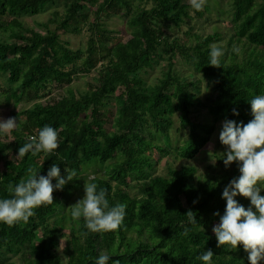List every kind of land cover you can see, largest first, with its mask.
<instances>
[{
    "label": "trees",
    "instance_id": "trees-1",
    "mask_svg": "<svg viewBox=\"0 0 264 264\" xmlns=\"http://www.w3.org/2000/svg\"><path fill=\"white\" fill-rule=\"evenodd\" d=\"M60 4L64 12L56 10L39 29L26 24L24 17ZM230 4L232 33L226 47L218 46L223 55L216 68L210 51L221 35L194 33L192 13L203 14L190 0H0V75L7 77L0 106L12 102L18 123L0 133V199L12 198L8 185L26 179L28 168L44 177L54 164L62 177L65 168L75 172L27 223H0V264H95L101 254L110 257L108 264H204L199 257L208 250L211 264H250L242 245L235 251L218 247L213 231L226 211L223 191L240 176L237 163L223 162L227 148L199 182L205 199L195 208L184 201L192 189L190 168L176 166L194 159L226 120L239 126L254 119L250 101L264 95V0ZM113 17L127 21L126 37L110 31L106 19ZM184 27L190 30L183 37L168 34ZM82 35L86 43L77 50L64 38ZM177 58L195 69L192 81L178 71ZM160 64L162 75L151 85L142 73ZM201 72L211 94L206 103L199 99ZM88 75L97 78L86 90L71 88L76 77ZM199 104L208 112L205 121L196 118ZM175 115L189 129L177 147L170 142ZM45 126L57 130L58 148L17 159L19 148ZM161 162L168 176L158 174ZM84 165L105 168L108 176H82ZM82 177L106 189L110 207L125 205L115 232L92 233L83 218L72 219L69 205ZM235 199L252 207L242 196Z\"/></svg>",
    "mask_w": 264,
    "mask_h": 264
},
{
    "label": "clouds",
    "instance_id": "clouds-1",
    "mask_svg": "<svg viewBox=\"0 0 264 264\" xmlns=\"http://www.w3.org/2000/svg\"><path fill=\"white\" fill-rule=\"evenodd\" d=\"M203 3L204 0H190L191 6L197 11L202 10ZM222 55V49L211 46L210 65L219 68ZM250 104L254 119L239 126L235 121L226 120L220 132V141L227 148L223 162L226 167L237 163L240 176L233 179L223 191L226 211L213 231L218 247L227 246L228 250L235 251L242 245L250 264H261L264 261V196L261 195V186H264V95L255 96ZM233 111L235 115L239 114L235 109ZM17 127L16 118L0 121V133H11ZM29 140L19 148L17 159H23L29 152L33 156L41 152L49 155L59 146L58 132L51 126H45L39 131L38 137H30ZM27 172V178L14 188L8 185L12 198L0 199V223L9 227L21 221L27 223L36 209L52 204L54 191L62 190L75 176L74 171L65 168L67 176L62 177L60 167L55 164L47 177L40 176L33 168H28ZM53 179L57 181L55 187ZM85 193L82 200L70 207L72 219L76 221L83 218L85 227L92 233L118 230L125 217V205L110 207L106 189H98L94 182L85 184ZM237 196L250 200L252 207L246 210L237 203ZM187 217L192 223L197 220L191 210ZM212 258L211 250L199 257L204 264H211ZM109 259L108 255L101 254L95 264H108Z\"/></svg>",
    "mask_w": 264,
    "mask_h": 264
},
{
    "label": "rangeland",
    "instance_id": "rangeland-1",
    "mask_svg": "<svg viewBox=\"0 0 264 264\" xmlns=\"http://www.w3.org/2000/svg\"><path fill=\"white\" fill-rule=\"evenodd\" d=\"M64 12L63 5L60 4L55 9H49L45 13H41L39 16H30L24 17L26 18V24L33 29H39L38 23L47 21L51 18L52 14L55 11ZM202 16L196 15V13H192L194 16L193 20L190 22V26L193 27L194 33L207 35V34H215L218 32L221 35V41L214 44L215 46L222 45L223 47L227 46L228 39L232 33V6L230 4V0H204L202 7ZM11 17H6V20L9 21ZM107 25L110 27V31L115 32L118 36L126 37L130 32V27L126 20L120 17H113L110 19H106ZM190 30V27H184L183 30H168V34L172 38L183 37ZM65 40H69L70 43L74 46V49L77 50L79 47L84 46L86 43V35H82L80 37L72 38L69 36L64 37ZM183 42H187V40L183 39ZM30 60V59H29ZM178 61V71L182 76L192 81L195 77L194 71L195 69L191 68L184 61H181L177 58ZM163 72V64L157 65L153 70H149L148 72H143V76L149 82V84L153 85L156 83L158 78L161 77ZM199 84L202 88L201 94H199V99L201 102L206 103L208 98L211 96L210 90L208 88V81L204 76V73L201 72L198 74ZM94 78H97V75H88V76H78L75 78L74 84L71 88L74 91L78 90H86L88 85L92 83ZM7 81V77L0 75V84L5 85ZM6 87V85H5ZM246 96V94H243ZM6 100L4 97L0 96L1 102ZM7 104V103H6ZM8 106V104H7ZM13 107V103L11 102L8 107L6 105L0 106L1 112V120L7 121L9 118H15V114H11L10 109ZM195 115L199 121H205L209 117L206 108L203 105H198L195 108ZM175 125L172 131L170 132V142L174 147L181 145L184 140L188 139L189 129L183 128L179 121V116H174ZM220 131L217 130L212 139L206 146L203 147L202 151L194 158L188 159L176 164L177 167L181 168L182 166H186L190 168L189 175L193 177L192 189L189 192L187 198H184L185 204L192 206L195 208L199 205L204 199L205 194L198 186L199 182L202 181V178L205 174L213 172L217 166V159L215 157L216 153L222 154L226 148L220 141ZM166 157L164 156V161ZM158 174L168 176V170L165 166L164 162L158 164ZM217 171V170H216ZM100 171L96 167H90L89 165H84L82 167V176L87 175L90 179L95 176L93 173H99ZM108 170L104 168L97 176L98 177H107ZM93 175V176H92ZM90 179H81L82 186L81 189H78L75 195L72 197L71 205H75L78 201L82 200L85 193V184L90 182ZM132 193V191H131ZM137 194V192H136ZM70 208V205H69Z\"/></svg>",
    "mask_w": 264,
    "mask_h": 264
}]
</instances>
